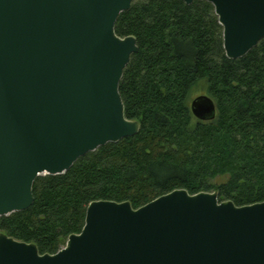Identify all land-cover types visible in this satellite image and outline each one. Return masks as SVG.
<instances>
[{
    "label": "water",
    "instance_id": "95a60500",
    "mask_svg": "<svg viewBox=\"0 0 264 264\" xmlns=\"http://www.w3.org/2000/svg\"><path fill=\"white\" fill-rule=\"evenodd\" d=\"M134 1L0 0V216L32 206L38 176L140 131L119 92L137 38L115 30ZM208 1L230 58L258 46L264 0ZM190 104L200 120L217 116L208 93ZM86 214L55 254L0 231V264H264V201L179 188L137 209L93 200Z\"/></svg>",
    "mask_w": 264,
    "mask_h": 264
},
{
    "label": "trees",
    "instance_id": "16d2710c",
    "mask_svg": "<svg viewBox=\"0 0 264 264\" xmlns=\"http://www.w3.org/2000/svg\"><path fill=\"white\" fill-rule=\"evenodd\" d=\"M115 25L137 38L119 92L140 131L89 151L65 173L38 176L32 206L0 216V231L35 242L41 254L82 231L93 200H129L137 209L186 188L239 206L264 201V38L230 58L208 0H135ZM203 87L217 103L213 120L191 110Z\"/></svg>",
    "mask_w": 264,
    "mask_h": 264
},
{
    "label": "rangeland",
    "instance_id": "374dc122",
    "mask_svg": "<svg viewBox=\"0 0 264 264\" xmlns=\"http://www.w3.org/2000/svg\"><path fill=\"white\" fill-rule=\"evenodd\" d=\"M204 93H208L206 87L199 88V89L194 91V93L192 94V98H194L195 96H198V95H204ZM191 101H192V99L190 100V102Z\"/></svg>",
    "mask_w": 264,
    "mask_h": 264
}]
</instances>
